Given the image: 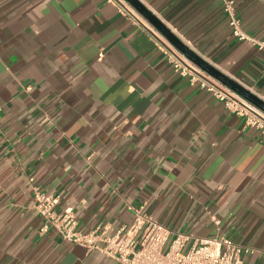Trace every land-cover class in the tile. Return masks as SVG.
Masks as SVG:
<instances>
[{"label": "crops", "instance_id": "obj_1", "mask_svg": "<svg viewBox=\"0 0 264 264\" xmlns=\"http://www.w3.org/2000/svg\"><path fill=\"white\" fill-rule=\"evenodd\" d=\"M141 1L264 99V48L232 35L222 0ZM233 1L264 40V0ZM148 24L114 0H0V264H120L41 231L36 188L81 232L112 235L140 207L264 263V137L174 70Z\"/></svg>", "mask_w": 264, "mask_h": 264}, {"label": "built area", "instance_id": "obj_2", "mask_svg": "<svg viewBox=\"0 0 264 264\" xmlns=\"http://www.w3.org/2000/svg\"><path fill=\"white\" fill-rule=\"evenodd\" d=\"M114 1L127 11L138 13L126 0ZM222 3L232 35L239 41H249L260 49L264 48V40H257L241 29L240 20L235 15L234 1L222 0ZM148 28L164 43L163 51L174 70L190 75L192 81L198 79L202 88L212 92L230 112L244 116L246 124L258 129L264 137L263 111L194 65L153 26L148 24ZM34 199L35 209L43 219L41 231L52 226L63 239L89 250H98L120 264H245L240 258V246L223 242L222 247L218 238L174 232L142 213L140 207L129 206L134 211L133 221L128 226L119 228L114 234L104 236L98 232L97 227L88 232L77 230L74 215L69 209L63 212L54 210L58 203L57 196L36 188ZM212 221L215 225L219 222L214 217Z\"/></svg>", "mask_w": 264, "mask_h": 264}, {"label": "water", "instance_id": "obj_3", "mask_svg": "<svg viewBox=\"0 0 264 264\" xmlns=\"http://www.w3.org/2000/svg\"><path fill=\"white\" fill-rule=\"evenodd\" d=\"M153 28L177 49H179L194 65L241 95L252 105L264 112V99L246 86L237 82L217 66L207 61L186 44L157 14L149 9L141 0H126Z\"/></svg>", "mask_w": 264, "mask_h": 264}]
</instances>
